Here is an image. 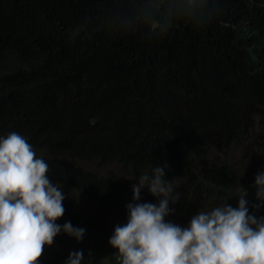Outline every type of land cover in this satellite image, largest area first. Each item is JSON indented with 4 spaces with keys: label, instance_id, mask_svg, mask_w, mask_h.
<instances>
[{
    "label": "trees",
    "instance_id": "16d2710c",
    "mask_svg": "<svg viewBox=\"0 0 264 264\" xmlns=\"http://www.w3.org/2000/svg\"><path fill=\"white\" fill-rule=\"evenodd\" d=\"M183 9L0 0V138L15 132L32 145L48 178L76 196L57 223L86 230L80 242L61 231L39 264H66L77 251L82 264H117L109 239L127 223L134 184L78 162L121 165L132 179L162 167L179 193L166 222L182 228L198 212L238 207L241 178L214 151L249 138L264 113V0ZM252 162L264 165V144ZM256 191L246 199L260 219ZM140 202L159 204L146 188Z\"/></svg>",
    "mask_w": 264,
    "mask_h": 264
},
{
    "label": "clouds",
    "instance_id": "9594fccd",
    "mask_svg": "<svg viewBox=\"0 0 264 264\" xmlns=\"http://www.w3.org/2000/svg\"><path fill=\"white\" fill-rule=\"evenodd\" d=\"M169 2L186 4L183 10L192 15L205 0ZM47 173L48 164L22 135L0 138V264H39L61 231L77 242L83 239L85 229L57 223L65 214V196ZM164 176V169L156 167L151 176L135 178L127 223L117 225L109 239L117 264H264V218L249 214L242 186L237 208L226 204L198 212L182 228L166 222L179 193L173 195ZM255 187L257 200L264 202V174L257 175ZM145 188L158 205L140 202ZM83 259L82 251L72 252L66 264Z\"/></svg>",
    "mask_w": 264,
    "mask_h": 264
},
{
    "label": "rangeland",
    "instance_id": "374dc122",
    "mask_svg": "<svg viewBox=\"0 0 264 264\" xmlns=\"http://www.w3.org/2000/svg\"><path fill=\"white\" fill-rule=\"evenodd\" d=\"M260 136L264 137V113L258 114L254 117V130L249 138L233 144L229 149L214 151L216 156L222 157L228 164L232 165L237 176L241 178L239 180L240 187L238 198L243 195L241 186L248 193H253V186L257 175L264 174V165L252 162V157L257 154L258 150L264 144L263 140L260 139ZM78 163L81 164L83 168L97 172L101 175H107L110 171L116 172L121 180L124 181L130 179L134 185L138 184V180L130 178L128 170L121 165L113 164L102 166L95 161ZM61 191L65 196L64 200L76 197L73 191L68 189H61Z\"/></svg>",
    "mask_w": 264,
    "mask_h": 264
}]
</instances>
